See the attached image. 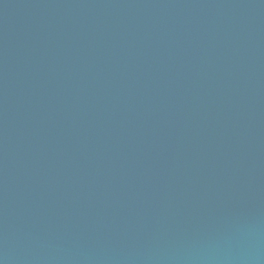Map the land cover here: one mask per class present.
<instances>
[{
    "label": "water",
    "instance_id": "obj_1",
    "mask_svg": "<svg viewBox=\"0 0 264 264\" xmlns=\"http://www.w3.org/2000/svg\"><path fill=\"white\" fill-rule=\"evenodd\" d=\"M0 264H264V0H0Z\"/></svg>",
    "mask_w": 264,
    "mask_h": 264
}]
</instances>
